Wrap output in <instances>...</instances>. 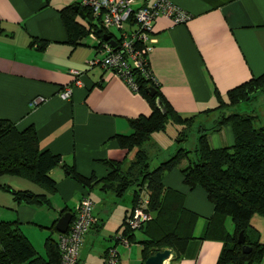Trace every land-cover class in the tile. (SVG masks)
Here are the masks:
<instances>
[{
	"label": "crops",
	"instance_id": "crops-1",
	"mask_svg": "<svg viewBox=\"0 0 264 264\" xmlns=\"http://www.w3.org/2000/svg\"><path fill=\"white\" fill-rule=\"evenodd\" d=\"M82 1L0 0V120L11 122L19 131L33 126L42 151L60 156L62 165L74 166L86 178L101 179L109 171L103 164L105 161L133 159V154L127 159V151L118 146L115 136L130 134L129 121L148 117L152 109L122 78L99 66L87 67L97 54V44L88 35L77 45L70 43L59 11L74 8ZM155 1L135 0L131 7L137 9ZM165 1L190 18L184 24H176L164 16L155 18L153 43L147 54L150 71L159 92L179 116H197L196 121L210 125L216 113L202 112L218 107L219 99L226 103L230 90L264 74V0ZM77 20L86 27L80 16ZM134 29L132 22H128L123 32L129 35ZM114 32L109 31L111 40L117 42L121 34ZM42 43L46 45L40 50ZM72 71L81 73L80 86L73 85ZM66 88L70 89V95L63 99L61 94ZM40 97L45 101L38 107H30V102ZM251 110L257 114L254 107ZM169 127L175 130L171 133ZM164 134L168 135L169 143ZM176 134L177 127L169 125L163 134L152 136V141L164 151L162 159L176 147ZM208 140L214 149L231 146L230 127L224 125L211 132ZM50 174L56 181V192L48 195V205L18 204L9 191L0 188V222L17 221L40 256L45 257V239L51 236L57 240L61 235L56 230L60 218L70 213L71 225L83 196L94 204L96 223L88 233L102 232L115 219V213L118 220L121 218L116 234L123 233L126 228L123 224L133 209L132 191L119 198L99 186L84 188L60 167ZM163 185L181 194L184 210L195 217L192 238L182 245L179 253L165 248L173 253L166 263L216 264L226 235L233 232L232 222L214 216L205 192L185 186L179 170L167 173ZM1 186L44 193L31 182L12 176L0 177ZM259 217L254 215L250 224L264 244V220ZM133 236L131 243L136 240L135 232ZM142 236L141 240L155 239L158 235L148 228ZM114 238L109 236L108 241L114 243ZM112 245L101 253L100 264ZM260 264H264V257Z\"/></svg>",
	"mask_w": 264,
	"mask_h": 264
},
{
	"label": "trees",
	"instance_id": "trees-1",
	"mask_svg": "<svg viewBox=\"0 0 264 264\" xmlns=\"http://www.w3.org/2000/svg\"><path fill=\"white\" fill-rule=\"evenodd\" d=\"M78 7L85 15L82 22L87 24V28L77 20L79 15L73 6L59 11L70 43L77 45L90 30L102 41H105V35L111 40L109 32L91 21L89 10L80 4ZM45 45L42 43L38 49H44ZM136 46L141 47L139 44ZM130 70L136 85L135 91L142 95L152 109L148 117L140 116L129 121L130 134L115 136L118 146L127 151V159L132 154L133 159L127 162L105 161L103 164L109 171L104 178H86L77 173L74 166L62 165L60 156L48 150L42 151L33 126L19 131L11 122L0 120V177L24 179L38 186L44 193L14 191L3 186L0 188L9 191L18 204L48 205V195L56 192V181L50 173L60 167L69 178L88 190L99 186L103 191H112L119 198L132 191L133 209L143 190L148 198L147 211L151 219L138 230L145 232L151 228L158 235L155 239L140 241L141 264H144L149 256L165 248L179 253L182 245L192 238L195 217L184 210L183 196L165 189L163 185L167 173L179 170L185 186L189 189L200 188L205 192L213 205L214 216L229 218L233 224V232L226 235L216 264H260L264 257V244L250 221L254 215L264 218V123L260 124L258 115L252 110L231 112L228 109L226 111V108H233L242 102L250 103L253 96L264 92V74L230 90L226 103L219 99L218 107L202 112L206 115L215 112L216 115L210 125L199 122L198 130L193 135L192 126L198 122L197 116L182 118L173 110L159 92L149 64L145 68L147 74L133 67ZM108 71L114 73L113 70ZM150 88L156 90L154 97L149 96ZM157 101L160 102L159 106ZM169 125L177 127L174 140L176 147L162 159L164 151L152 141V134L164 133ZM224 125L231 129L233 144L214 149L209 144L208 136ZM190 137L196 139L193 149L185 147ZM135 231L124 228L121 235L131 243ZM240 232L244 235L243 244L237 241ZM244 247H250L251 250L243 253ZM44 251L45 257L36 252L21 232L17 221L0 222V264L59 262L58 239L48 236L44 241Z\"/></svg>",
	"mask_w": 264,
	"mask_h": 264
},
{
	"label": "built area",
	"instance_id": "built-area-1",
	"mask_svg": "<svg viewBox=\"0 0 264 264\" xmlns=\"http://www.w3.org/2000/svg\"><path fill=\"white\" fill-rule=\"evenodd\" d=\"M135 0H83L80 2L90 12L91 21L97 24L105 32L114 29L120 32L121 39L117 46L111 45L107 41H102L90 30L88 37L94 40L98 46L97 56L88 61L87 67L92 68L101 66L106 70H113L116 76L123 80L133 89L136 85L131 77V68H137L146 73L145 68L148 64L147 54L153 43L151 33L152 24L156 17L164 16L173 20L176 24H184L190 16L171 3L165 0H156L150 5L140 8L131 7ZM147 2L148 0H141ZM132 22L135 29L126 35L123 32L124 24ZM141 45L138 48L136 45ZM74 79V86H80V72H71ZM147 74V73H146ZM70 89L66 88L61 97L68 98ZM44 98H36L30 102V107L43 103ZM94 204L88 196H84L75 208L74 219L65 234L58 238V250L60 260L57 264H78L80 248L82 247L84 236L91 230L96 223L93 216ZM148 209V198L146 193L140 195V200L126 219L125 227L130 231L141 228L151 219ZM116 245H123L129 248V239L123 235L115 238ZM107 249L103 264H120V255L117 246ZM170 257L167 261H170ZM164 264H167L166 262Z\"/></svg>",
	"mask_w": 264,
	"mask_h": 264
},
{
	"label": "rangeland",
	"instance_id": "rangeland-1",
	"mask_svg": "<svg viewBox=\"0 0 264 264\" xmlns=\"http://www.w3.org/2000/svg\"><path fill=\"white\" fill-rule=\"evenodd\" d=\"M114 31L115 30L112 29V33L115 34ZM252 107L255 108L256 113L258 114L260 124H263L264 123V92H260L256 96H253V99L250 103L249 102H242L239 105L231 108L229 111H231V112H245L246 110H251ZM198 127H199V122H196L195 125L192 126V128L194 130L193 135L196 134L195 131L198 130ZM169 128L171 129V131L169 129V131L171 133L175 130L173 128V131H172V128L171 127H169ZM155 134H157V133L152 134V136H155ZM159 134H163V133L160 132ZM165 136H166V140H168V135H165ZM168 143H169V140H168ZM195 144H196V139H194L193 137H190L189 141L185 144V147L187 149H193L195 147ZM174 148H175V146L172 148V151L174 150ZM115 214H116L115 219L113 221H111L110 223H108L104 227V230L102 232H99V233L90 232L84 236L82 247L80 248V253H79L80 258H79L78 264H100L101 253L103 252V250L107 246L115 244V242L113 243V242L108 241L109 236H116L117 235L116 231H117V228L119 227V225L121 223V221H120L121 218H119V220L117 218L118 213H115ZM259 218L264 220V218H262V217H259ZM120 234H121V232L120 233L118 232V235H120ZM135 237H136L135 242L130 243L129 248H125L123 245H120V244L117 245V249L120 253V258H122V260H123V264H139L141 248H140V245L138 244V242L143 237L142 231H140V230L135 231ZM34 238H36V236H34Z\"/></svg>",
	"mask_w": 264,
	"mask_h": 264
},
{
	"label": "water",
	"instance_id": "water-1",
	"mask_svg": "<svg viewBox=\"0 0 264 264\" xmlns=\"http://www.w3.org/2000/svg\"><path fill=\"white\" fill-rule=\"evenodd\" d=\"M76 12H78V15L81 17V19L85 20V15L82 10L79 9L78 6H75L73 8ZM104 40L108 41L111 45L116 46V42L110 40L109 36H104ZM149 96L154 97L156 95V90L154 88H150L148 90ZM160 102L157 101V105L159 106ZM72 219V215L70 213L65 214L56 224V230L60 234H65L68 231V227L70 225ZM238 243L243 244L244 243V235L243 232H240L238 235ZM251 250L250 247H244L242 252L243 253H248ZM170 257H173V253L171 250H161L153 255L149 256L144 264H164Z\"/></svg>",
	"mask_w": 264,
	"mask_h": 264
}]
</instances>
